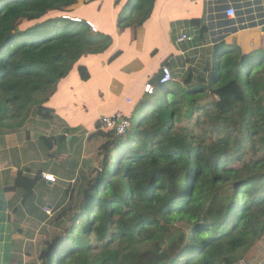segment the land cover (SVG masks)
<instances>
[{"label":"trees","instance_id":"obj_1","mask_svg":"<svg viewBox=\"0 0 264 264\" xmlns=\"http://www.w3.org/2000/svg\"><path fill=\"white\" fill-rule=\"evenodd\" d=\"M79 1L0 0V134L49 111L78 67L120 56L114 35L92 30L87 15L62 18ZM153 9L154 0H116L117 36L135 33ZM221 54L168 83L159 72L152 93L120 112L129 122L123 134L104 133L102 117L94 119L107 139L99 168L49 221L54 237L37 264H236L256 253L264 240V48L251 62Z\"/></svg>","mask_w":264,"mask_h":264},{"label":"crops","instance_id":"obj_2","mask_svg":"<svg viewBox=\"0 0 264 264\" xmlns=\"http://www.w3.org/2000/svg\"><path fill=\"white\" fill-rule=\"evenodd\" d=\"M86 2L80 0L73 6L70 17L81 19L80 15H87V21L96 29L114 35L113 50L120 52L118 58L109 62L111 51L105 64L102 62L96 68L97 72H104L108 84L99 90V95L105 98L94 107L95 118L125 113L126 107L145 93L144 87L163 66L171 70L172 79H181L190 69L199 70L213 62L217 49L222 50L221 57L232 50L251 62L262 48L264 0H154L149 20L135 33L128 30L119 36L115 27L116 0H104L102 5ZM229 10L234 11L233 16H228ZM182 35H187L188 39L179 41ZM89 65L86 62L65 78L63 82L71 78V83L75 82L70 90L67 86L69 94L64 95L58 89L55 95L56 98L62 93L68 102H84L85 105L76 107V114L89 108L91 93H85L84 99L81 93L93 79L94 67ZM47 108L49 111L33 115L20 131L0 134V264H37L41 247L46 241L49 244L53 233L49 221L65 205L64 189L59 201L49 202L45 198L46 193L59 185V180H64L53 171L51 166L56 167L55 163L48 160L52 158L50 153L61 144L55 139L64 133V119L73 122L76 116L59 113V107L53 106L51 101ZM81 119L82 124L84 116ZM70 123L66 122L73 128L78 127ZM43 137H51L53 144L49 146L41 139ZM79 167L77 165L75 176L68 181L71 188L76 187ZM43 174L52 175L54 181H45ZM80 177L86 182L85 173ZM40 192L44 193L43 199ZM43 207L49 214L44 213ZM259 246L256 253L236 264H264V240Z\"/></svg>","mask_w":264,"mask_h":264},{"label":"rangeland","instance_id":"obj_3","mask_svg":"<svg viewBox=\"0 0 264 264\" xmlns=\"http://www.w3.org/2000/svg\"><path fill=\"white\" fill-rule=\"evenodd\" d=\"M66 16L70 17V15H66ZM92 30L96 31V27H94V29ZM95 59L97 60H94V63H99L100 61H102V58H95ZM100 66L101 65L98 64L93 66L94 67L92 71L93 79L90 82H88L85 88L81 89L83 99L85 93H91V95H89L88 98L89 108L85 112H81L79 114H76L75 112L76 107L85 105L84 102L79 103L74 100H70L68 102V100L65 99L62 95V93L64 95L69 94L67 86H70L69 90L71 89V87H73L72 85L75 84V82L71 83L73 81V78H71V80L63 82L59 86L61 87L59 88V91H61L62 93L56 96V98L53 97V100H51L53 106L57 105L59 107L60 110L59 113L63 114L65 112L66 113L68 112L71 113L72 115H75L76 117L73 119V122L72 120L70 121L69 119L68 120L64 119L63 121L64 133L62 132V134L57 135V137L60 135L65 137L66 142L59 144L60 145L59 148L57 150H54V152L50 153L49 155L52 158H50L48 161L55 163L56 166V167L51 166L54 169L53 171L58 173L60 177L64 179L58 181L59 185H56V187L53 188L52 192L46 193L47 196L45 198L49 200V202H56L57 199L59 201L63 196V189L65 190V195H64L65 204L68 203L70 195L71 196L74 195L73 197L74 199L75 196H77V194L75 193L78 190L77 189L78 186H82V184L84 183L83 178L80 176L85 173V175L87 176L86 179L89 180L91 178L90 175L94 171V169L99 168L98 164H99L100 153H102L104 144L106 143L107 139L102 134H100L98 130L92 128V123L95 119L94 114H96V112L94 111L95 110L94 107L96 106V104L99 103V100L105 98V96L101 97L99 95L100 94L99 90L104 88L108 84V78L105 76L104 72L96 71V68ZM51 108L54 109L53 107ZM42 111H44V109L40 110V112ZM81 115L84 116L83 119L84 123L82 124H81L82 122ZM135 117L136 116L134 115V119ZM65 121L67 123L71 122L70 124L74 126L77 125L78 127L73 128L71 127V125L66 124ZM66 131H68L69 133H67ZM109 131H110L109 129H105V128L103 130L104 133H108ZM57 137L55 139V142H57ZM70 137H72V139H70ZM48 138L51 139V137ZM51 144H53L52 141ZM57 157L59 158V161H56ZM79 157H81L80 160ZM77 165L80 166L79 167L80 172L79 174L77 173L78 176L76 175L75 177V181L77 184L75 185L76 186L75 188H73V186L71 188V185L68 181L70 180V178L75 176L74 174H76ZM42 194L44 193L43 192L39 193L41 199H43L44 197ZM43 211L44 213H47L48 209L43 207ZM53 237H54V233L50 237L49 241H52ZM260 243L261 242L257 244L258 249L260 247L259 246Z\"/></svg>","mask_w":264,"mask_h":264},{"label":"built area","instance_id":"obj_4","mask_svg":"<svg viewBox=\"0 0 264 264\" xmlns=\"http://www.w3.org/2000/svg\"><path fill=\"white\" fill-rule=\"evenodd\" d=\"M227 13L229 17L234 15L233 10H229ZM62 18L73 21V22H77V23L81 22V20L78 18H73V17H69L66 15H63ZM86 24L91 29H94V25L91 22L86 21ZM263 27H264V21H263ZM185 39H188L187 35H182L179 41H183ZM261 45L264 48V32H263V39L261 41ZM161 74H162V77L160 79V83L164 84L172 80L171 70L167 66L162 67ZM144 92L147 94H151L152 87L150 85H146L144 87ZM102 122L104 124V128L109 129L110 131L114 132L115 135H121L129 128V122L126 119H124L123 115L119 112L115 113L114 115L110 117H102ZM43 179L49 182L54 181V177L49 174H43ZM47 214H49V211H47Z\"/></svg>","mask_w":264,"mask_h":264},{"label":"water","instance_id":"obj_5","mask_svg":"<svg viewBox=\"0 0 264 264\" xmlns=\"http://www.w3.org/2000/svg\"><path fill=\"white\" fill-rule=\"evenodd\" d=\"M45 248H46V247H41L40 251H41V252H42V251H44V250H45Z\"/></svg>","mask_w":264,"mask_h":264}]
</instances>
